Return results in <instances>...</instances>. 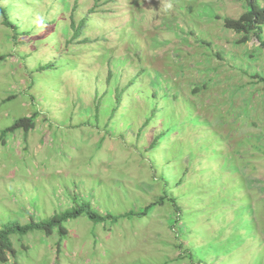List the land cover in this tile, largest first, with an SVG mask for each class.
Instances as JSON below:
<instances>
[{
    "label": "rangeland",
    "instance_id": "rangeland-1",
    "mask_svg": "<svg viewBox=\"0 0 264 264\" xmlns=\"http://www.w3.org/2000/svg\"><path fill=\"white\" fill-rule=\"evenodd\" d=\"M0 4V228L84 207L4 264H264V51L222 22L244 2Z\"/></svg>",
    "mask_w": 264,
    "mask_h": 264
},
{
    "label": "trees",
    "instance_id": "trees-1",
    "mask_svg": "<svg viewBox=\"0 0 264 264\" xmlns=\"http://www.w3.org/2000/svg\"><path fill=\"white\" fill-rule=\"evenodd\" d=\"M1 1V0H0ZM242 1L245 3L246 9L237 17V18H230L224 17L223 18V27L233 31L236 34H240V37L236 40V43H245L251 36H254L261 48L264 51V38L262 37V26L264 25V8L259 7L256 4V0H236ZM0 16L2 18L1 22L3 25L12 28L14 33L12 34V39H16L17 32L15 31L16 28L12 21L9 20L7 10L3 4H0ZM219 18V17H218ZM79 28H76L74 34H78ZM1 58V57H0ZM119 96V95H118ZM33 122L32 117H20L17 118L12 125L3 129V133L7 131H13L17 128H23L28 130L32 128ZM166 201H168L171 206L179 209L175 202L174 197L168 196L167 193L164 195L159 196L157 200L152 201L151 203L144 206L140 212L133 211L125 212L123 215L120 216H131V215H143L148 212L153 206L156 205H163ZM83 206L77 207L72 210H66L62 213L57 215H53L45 221L36 222L32 221L26 224H12V225H5L4 227L0 228V264H4L8 261L9 256H14L15 251L12 247L10 241V235L14 233L18 234H25L28 231L34 229L43 230L45 234L49 235L52 232L54 227H57L58 232L60 234L65 233L66 228L62 225L63 221H66L69 218H75L81 213H83ZM90 218H95L93 213H89ZM17 264V263H16Z\"/></svg>",
    "mask_w": 264,
    "mask_h": 264
}]
</instances>
